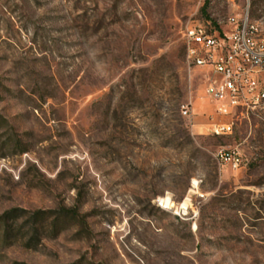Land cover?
<instances>
[{
    "label": "rangeland",
    "instance_id": "1",
    "mask_svg": "<svg viewBox=\"0 0 264 264\" xmlns=\"http://www.w3.org/2000/svg\"><path fill=\"white\" fill-rule=\"evenodd\" d=\"M205 3L0 0V264H264V111L217 117L182 43L264 0Z\"/></svg>",
    "mask_w": 264,
    "mask_h": 264
},
{
    "label": "built area",
    "instance_id": "2",
    "mask_svg": "<svg viewBox=\"0 0 264 264\" xmlns=\"http://www.w3.org/2000/svg\"><path fill=\"white\" fill-rule=\"evenodd\" d=\"M186 63L209 74L207 94L221 119L233 121L250 111H264V29L248 20L229 31L200 22L186 26L182 34ZM185 107L183 115H189ZM216 135H230L232 123L213 126ZM221 161L237 171L238 153L220 154Z\"/></svg>",
    "mask_w": 264,
    "mask_h": 264
},
{
    "label": "trees",
    "instance_id": "3",
    "mask_svg": "<svg viewBox=\"0 0 264 264\" xmlns=\"http://www.w3.org/2000/svg\"><path fill=\"white\" fill-rule=\"evenodd\" d=\"M208 3L209 0H206L205 6L203 11L208 7ZM17 213H26L25 211L23 212H19L18 210H13V211H9L7 213H5L0 219L3 220L4 222H8L10 219H17L19 216H17ZM53 214V212H38L35 214V218L38 217L39 215H43V216H51Z\"/></svg>",
    "mask_w": 264,
    "mask_h": 264
},
{
    "label": "bare ground",
    "instance_id": "4",
    "mask_svg": "<svg viewBox=\"0 0 264 264\" xmlns=\"http://www.w3.org/2000/svg\"><path fill=\"white\" fill-rule=\"evenodd\" d=\"M168 205V201H162ZM182 208H185V204L182 205Z\"/></svg>",
    "mask_w": 264,
    "mask_h": 264
}]
</instances>
